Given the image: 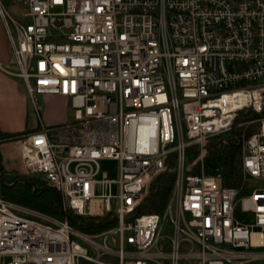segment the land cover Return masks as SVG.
Here are the masks:
<instances>
[{
  "label": "built area",
  "instance_id": "2783aa9c",
  "mask_svg": "<svg viewBox=\"0 0 264 264\" xmlns=\"http://www.w3.org/2000/svg\"><path fill=\"white\" fill-rule=\"evenodd\" d=\"M22 1L18 20L0 0L10 72L31 96L68 97L75 121L48 127L36 110L38 129L12 140L64 210L103 227L0 193V264H264V187L244 185L264 178V0ZM228 131L238 186L207 159ZM169 170L163 211L142 212Z\"/></svg>",
  "mask_w": 264,
  "mask_h": 264
},
{
  "label": "trees",
  "instance_id": "16d2710c",
  "mask_svg": "<svg viewBox=\"0 0 264 264\" xmlns=\"http://www.w3.org/2000/svg\"><path fill=\"white\" fill-rule=\"evenodd\" d=\"M7 3L9 4L10 2ZM15 136L16 134L0 130V173L2 172L4 181L1 188V194L18 202L30 204L33 207L44 210L60 218L68 216L72 223L89 231L103 227L101 223H97L93 219H80L73 214L72 210H64L61 193L38 174H31L27 172H4L1 144L5 141L12 140ZM207 159L208 161H214L219 164L222 169L223 182L225 185L238 186L241 183L242 168L240 165V146H237L235 143H231L229 149H226L216 155L213 154L212 151H209ZM163 176L164 174L160 177L158 191L151 195L157 187V183L153 184L150 196L143 204L141 211H163L174 183V176L171 175L167 179H163Z\"/></svg>",
  "mask_w": 264,
  "mask_h": 264
},
{
  "label": "crops",
  "instance_id": "0c3cea01",
  "mask_svg": "<svg viewBox=\"0 0 264 264\" xmlns=\"http://www.w3.org/2000/svg\"><path fill=\"white\" fill-rule=\"evenodd\" d=\"M1 18L2 17H0V130L19 135L38 129L39 119L36 124L30 123L29 91L23 79L10 72L18 71L9 68L13 49ZM53 96L58 106L49 117L51 124L45 123V125L54 127L70 124L68 123L70 99L63 95ZM51 135L57 137L56 131H51ZM1 150L4 172H26L19 145L15 141L10 140L3 142L1 144Z\"/></svg>",
  "mask_w": 264,
  "mask_h": 264
},
{
  "label": "rangeland",
  "instance_id": "374dc122",
  "mask_svg": "<svg viewBox=\"0 0 264 264\" xmlns=\"http://www.w3.org/2000/svg\"><path fill=\"white\" fill-rule=\"evenodd\" d=\"M7 2H10V3L8 4ZM1 3L3 4L4 8L7 9L16 19L22 20V16H21L22 5H23L22 0H1ZM9 22L11 25L10 27L14 33V36L17 37L16 28H15L13 21L9 19ZM9 68L12 70L19 71V67L16 62L14 52L11 53V63L9 65ZM29 104H30V112H31L30 123L32 122L36 124L38 122V115L36 112V110H38V113L40 117L42 118V121L46 124H51L49 121V117L56 110V107L58 106L57 101L55 100V97L53 95H50V94H34L33 96L30 95ZM74 112H75L74 108L72 107L71 103H69L70 115H69L68 123H72L73 121H75ZM235 140H236L235 133L233 131L224 132L223 134L215 138H212L210 140L209 151H212V153L215 155L219 154L220 152L225 151L226 149H229L231 143H235ZM194 157H195L194 154H190V153L187 154V160L193 159ZM173 167H174V162H172L171 168ZM101 169H102V172L107 173L109 177L115 178L118 176V172H119L118 161L114 159H104L101 161ZM171 175L173 176V172L172 170H169L164 173L163 179H167ZM3 184H4L3 174L1 172L0 173V193H1V188ZM244 185L247 191H252L254 189L262 188L264 187V178L248 177L245 180ZM27 205L32 206L30 204H27ZM142 212H147V211L143 210ZM237 215L239 216V214Z\"/></svg>",
  "mask_w": 264,
  "mask_h": 264
},
{
  "label": "water",
  "instance_id": "95a60500",
  "mask_svg": "<svg viewBox=\"0 0 264 264\" xmlns=\"http://www.w3.org/2000/svg\"><path fill=\"white\" fill-rule=\"evenodd\" d=\"M210 166L211 167H213V168H215L216 167V163H210ZM164 174V173H163ZM162 176V174L158 177V179H157V181H156V183H157V187H156V190L153 192V193H151V195L152 194H154V193H156L157 191H158V189H159V184H160V177ZM150 196V194L148 195V197Z\"/></svg>",
  "mask_w": 264,
  "mask_h": 264
}]
</instances>
